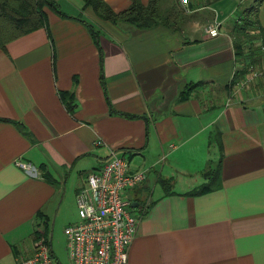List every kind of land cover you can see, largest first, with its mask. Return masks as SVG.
Wrapping results in <instances>:
<instances>
[{
  "label": "crops",
  "instance_id": "1",
  "mask_svg": "<svg viewBox=\"0 0 264 264\" xmlns=\"http://www.w3.org/2000/svg\"><path fill=\"white\" fill-rule=\"evenodd\" d=\"M105 1L114 11L131 4ZM255 1L162 0L166 22L138 30L74 0L76 15L48 12L46 27L0 48V264L30 257L40 232L51 238V219L78 211L87 175L115 153L131 173L147 172L126 192L140 217L128 264H264V77L234 92L243 61L230 35ZM212 22L218 37L204 33ZM258 53L250 67L262 69ZM189 84L200 85L181 100ZM221 157L222 187L191 195Z\"/></svg>",
  "mask_w": 264,
  "mask_h": 264
},
{
  "label": "built area",
  "instance_id": "2",
  "mask_svg": "<svg viewBox=\"0 0 264 264\" xmlns=\"http://www.w3.org/2000/svg\"><path fill=\"white\" fill-rule=\"evenodd\" d=\"M179 1L184 9L188 8V0ZM204 33L212 38L218 37L219 24L206 25ZM260 77H264V68L250 67L234 92L250 86ZM234 92L231 97L237 99ZM16 164L29 174H37L31 164L22 160H17ZM146 178V171L131 173L129 160L116 153L102 168L87 175L76 197L80 220L65 229L71 264H128L140 217L126 192L141 185ZM17 264H54L51 238L44 231L37 234L32 255L19 256Z\"/></svg>",
  "mask_w": 264,
  "mask_h": 264
},
{
  "label": "trees",
  "instance_id": "3",
  "mask_svg": "<svg viewBox=\"0 0 264 264\" xmlns=\"http://www.w3.org/2000/svg\"><path fill=\"white\" fill-rule=\"evenodd\" d=\"M83 1L85 3L83 11L88 10L99 20L113 24L124 23L138 30H146L166 22L161 7L162 0H148L147 3H142L141 0H131L130 6L122 11H114L105 0ZM263 5L264 0H257L248 8L241 7L238 11L239 19L232 22L230 35L234 40L236 56L239 61H243L242 66L235 75L233 84L245 77L249 67L258 59V52L261 47L264 48V26H261L259 21V13ZM48 12L68 17L55 0H0V48L6 50L7 45L15 40L46 27ZM81 21L89 26L96 39L97 31L94 25L84 20ZM253 29L256 31L254 35L251 33ZM254 41H261V46L256 47ZM198 85L200 84H189L186 86L181 91V100L188 99L193 89ZM62 98L67 107L72 109L74 103L73 94L66 92L62 94ZM121 115L129 118L136 117L133 115ZM0 120L2 119L0 118ZM217 143H220L221 146L220 133L217 134ZM221 171L222 157L217 167L205 174L208 182L196 188L190 194L200 196L220 189L222 187ZM160 183L165 188L170 185L166 180H161ZM149 207L145 208L143 216L148 213Z\"/></svg>",
  "mask_w": 264,
  "mask_h": 264
},
{
  "label": "rangeland",
  "instance_id": "4",
  "mask_svg": "<svg viewBox=\"0 0 264 264\" xmlns=\"http://www.w3.org/2000/svg\"><path fill=\"white\" fill-rule=\"evenodd\" d=\"M247 3L244 4V7L248 6ZM60 4L65 13L73 16L76 15L77 12L73 7L75 6L74 0H61ZM166 7H168L167 3L163 5L162 11H165ZM77 219L80 220L79 213L74 209H71L66 214L60 213L56 219H51L49 229L54 253V264H71L67 250V237L65 235V229L68 226L77 223Z\"/></svg>",
  "mask_w": 264,
  "mask_h": 264
},
{
  "label": "water",
  "instance_id": "5",
  "mask_svg": "<svg viewBox=\"0 0 264 264\" xmlns=\"http://www.w3.org/2000/svg\"><path fill=\"white\" fill-rule=\"evenodd\" d=\"M137 205H138V204L133 203V204H132V207L135 208V207H137Z\"/></svg>",
  "mask_w": 264,
  "mask_h": 264
}]
</instances>
